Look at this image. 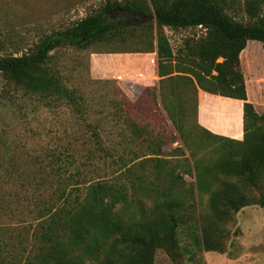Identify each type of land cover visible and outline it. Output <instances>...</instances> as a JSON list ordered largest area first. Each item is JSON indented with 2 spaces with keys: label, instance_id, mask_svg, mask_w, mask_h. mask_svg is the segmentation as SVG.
I'll return each mask as SVG.
<instances>
[{
  "label": "trees",
  "instance_id": "trees-1",
  "mask_svg": "<svg viewBox=\"0 0 264 264\" xmlns=\"http://www.w3.org/2000/svg\"><path fill=\"white\" fill-rule=\"evenodd\" d=\"M118 11L135 22L113 20ZM197 28L201 33L194 32L174 51L165 29ZM249 41L264 43V0H107L45 33L21 54L0 52L3 81L46 107L67 104L82 117L88 98L65 82L57 62L67 48L156 53L161 78L150 92L154 106L150 102L149 111L128 100L112 103V119L127 124L132 138L128 143L122 127L119 140L105 147L97 135L99 149L113 158L111 173L91 177L99 171L78 164L77 150L65 154V161L72 159L69 164L75 166L67 176L63 160L58 167L62 177L54 168V178L39 168L35 182L57 186L52 193L34 196L37 222L24 228L21 244L27 247L19 251L21 257L0 236V264H158L159 250L174 264H207L206 252L233 256L228 241L237 214L249 206L264 209V115L248 100L240 60ZM128 42L135 48H117ZM199 90L244 102L242 140L214 134L199 123ZM225 106L235 113V105L219 109L226 113ZM168 119L172 128L167 131ZM144 136L148 142L142 152L132 143ZM213 140L218 156L206 163L202 157ZM179 141L189 157L179 146L175 151L183 158L174 163L162 147ZM103 155L93 148L85 154L91 161ZM184 175L196 179L188 182Z\"/></svg>",
  "mask_w": 264,
  "mask_h": 264
},
{
  "label": "rangeland",
  "instance_id": "rangeland-1",
  "mask_svg": "<svg viewBox=\"0 0 264 264\" xmlns=\"http://www.w3.org/2000/svg\"><path fill=\"white\" fill-rule=\"evenodd\" d=\"M106 1L0 0V40L4 43L0 52L21 54L45 33L72 23L102 7ZM120 13L121 11L112 13L111 18L116 21L135 22L133 17ZM165 30L174 51H177L187 37L194 32L200 34L202 29ZM138 44L142 47L141 43ZM118 47L121 50H130L134 49L135 45L128 42ZM109 49L115 47L102 46L83 50L67 48L61 57H58L57 62L65 76V82L79 88L88 98L89 108L84 117L67 104L52 103L46 107L37 97L26 95L21 89L0 78V157L4 161L2 165L0 160V205H4L3 209L0 207V236L20 257L19 251L27 247L21 244L25 236L24 228L29 229L28 227L37 222L34 196L52 193L57 186L56 183L38 185L35 178L39 174V168L47 173L54 168L62 177V171L58 167H62L65 154L72 155L77 150L80 153V159L77 157L78 164L84 162L90 165L89 168L99 171L91 174V177L106 176V173L113 171L114 161L99 149L100 136L101 144L108 147L116 141L115 138L119 140L118 134L123 131V127L125 134H128L127 142H131L129 126L122 120L112 119L115 110L112 103L128 100L145 110H148L150 102L152 103L150 92L153 88H158L161 79L157 76V54L127 52L114 58L110 53L103 52ZM240 58L251 94L250 102L264 115V43L249 41ZM92 62L95 71L92 70ZM107 66H110L109 71ZM112 66H118L120 70L113 73ZM112 75H121V79L111 77ZM101 119L104 120L102 123ZM165 128L167 131L172 128L169 119ZM157 134L155 132L152 136ZM113 135L116 137L111 140ZM147 142L148 139L144 136L136 139L132 145L145 152ZM211 142L212 145L204 151L205 155L202 157L206 163L218 156L217 152L212 151L218 147V142ZM179 146L184 147L181 141L164 145L162 150L165 151V157L174 163L177 159H182L180 153L175 151ZM89 148L98 150L104 154L103 157L94 161L87 160L90 158L85 154ZM197 152L203 154V150ZM186 154V157H189L188 149ZM71 160L65 161L69 169H64V176L69 175L70 171H75V166L69 164ZM50 176L54 178L52 172ZM22 177L30 181L24 182ZM184 177L188 182L196 179L189 175ZM23 198L26 200L22 201ZM228 244H231L229 253L233 256L230 257L228 253L206 252L204 256L207 264H264V209L258 206L243 208L236 216ZM156 261L158 264H174L163 250L157 252Z\"/></svg>",
  "mask_w": 264,
  "mask_h": 264
},
{
  "label": "crops",
  "instance_id": "crops-1",
  "mask_svg": "<svg viewBox=\"0 0 264 264\" xmlns=\"http://www.w3.org/2000/svg\"><path fill=\"white\" fill-rule=\"evenodd\" d=\"M110 54H111L110 56L112 57L115 56L114 58H116V57H120L124 53H110ZM141 54H144V53H141ZM148 54H151V53H148ZM92 65H93L92 70L95 71V66L93 62H92ZM109 67L110 66H107L106 68L108 71L110 70ZM118 70H120V67L118 66L111 67V71L113 73H115ZM100 77H105V76H100ZM111 77L121 79V75H118V76L112 75ZM246 85H247V82H246ZM247 93H248V99L249 101H251V98H250L251 94H250L248 85H247ZM243 104L244 102L242 100L213 95L203 90H199L198 121L205 129L211 131L214 134L232 138L235 140H242L244 137ZM220 105H223V106L224 105H235L236 111L235 113L231 112L225 106L227 108V109L224 108L226 111L225 113L223 110L219 109ZM234 121H236V124H239L240 126L239 129H235ZM211 126L216 127L219 130H215ZM232 130H236L238 132V135H232L230 132H228Z\"/></svg>",
  "mask_w": 264,
  "mask_h": 264
}]
</instances>
